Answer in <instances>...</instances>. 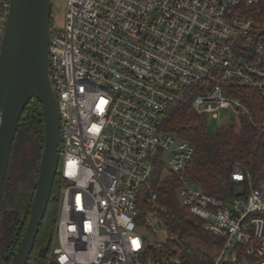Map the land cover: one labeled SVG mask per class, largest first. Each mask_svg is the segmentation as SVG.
<instances>
[{
    "label": "built area",
    "instance_id": "2783aa9c",
    "mask_svg": "<svg viewBox=\"0 0 264 264\" xmlns=\"http://www.w3.org/2000/svg\"><path fill=\"white\" fill-rule=\"evenodd\" d=\"M240 3L65 1L64 23L50 24L62 166L48 264H191L176 246L159 251L175 236L156 212L137 222V194L159 166L160 179L178 176L179 199L222 239L213 264H264V177L228 199L208 194L184 173L195 145L159 128L168 106L197 83L206 89L192 109L216 128L234 118L223 110L249 112L229 88L251 87L264 100V26ZM9 12L10 0H0V52ZM232 178H247L241 162ZM142 227L165 239H149Z\"/></svg>",
    "mask_w": 264,
    "mask_h": 264
},
{
    "label": "trees",
    "instance_id": "16d2710c",
    "mask_svg": "<svg viewBox=\"0 0 264 264\" xmlns=\"http://www.w3.org/2000/svg\"><path fill=\"white\" fill-rule=\"evenodd\" d=\"M239 8L258 26H264V0H241ZM53 20L52 16L51 23ZM205 89L199 83L186 89L182 98L163 112L159 128L195 145L194 158L184 169L190 181L208 194L228 199L236 194L238 186L248 191L264 177V100L251 87L229 88L228 93L239 98L249 112L242 109L238 120L231 118L211 129L207 115L192 109L194 97ZM44 146V108L34 96L23 111L11 147L2 205L0 264H10L26 230ZM236 162H241L245 169L247 178L243 181L232 178ZM160 170L161 166L137 194V222L144 223L149 211L156 212L175 236L161 243L159 251L168 252L176 246L188 263L213 264L214 247L220 246L222 239L207 230L203 220L179 199L178 176L160 179ZM60 182L56 173L48 207L26 264L49 263V240L59 215ZM156 247L154 243L152 249Z\"/></svg>",
    "mask_w": 264,
    "mask_h": 264
},
{
    "label": "water",
    "instance_id": "95a60500",
    "mask_svg": "<svg viewBox=\"0 0 264 264\" xmlns=\"http://www.w3.org/2000/svg\"><path fill=\"white\" fill-rule=\"evenodd\" d=\"M52 9V0H10L0 52V235L5 179L21 116L34 96L42 102L45 115V146L29 221L10 264H26L29 259L59 162L61 116L49 70ZM51 241L52 236L48 247Z\"/></svg>",
    "mask_w": 264,
    "mask_h": 264
},
{
    "label": "rangeland",
    "instance_id": "374dc122",
    "mask_svg": "<svg viewBox=\"0 0 264 264\" xmlns=\"http://www.w3.org/2000/svg\"><path fill=\"white\" fill-rule=\"evenodd\" d=\"M65 1L66 0H52L53 2V9H52V16L56 20L58 24H63L65 20ZM225 113H230L231 117H234L238 120L239 114H236L232 111L223 110ZM208 124L211 129H215L217 126L216 119H213L212 117H208ZM58 166L61 168L62 166V158L60 157V160L58 162ZM243 190V186H238L236 188V193H240ZM142 232L145 236H147L149 239H155L162 241L165 239V234L161 229H154L151 228H145L142 227ZM215 248V247H214ZM215 251V250H214Z\"/></svg>",
    "mask_w": 264,
    "mask_h": 264
},
{
    "label": "snow or ice",
    "instance_id": "6c2138e0",
    "mask_svg": "<svg viewBox=\"0 0 264 264\" xmlns=\"http://www.w3.org/2000/svg\"><path fill=\"white\" fill-rule=\"evenodd\" d=\"M101 103H105L104 101H101Z\"/></svg>",
    "mask_w": 264,
    "mask_h": 264
}]
</instances>
